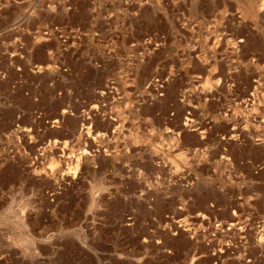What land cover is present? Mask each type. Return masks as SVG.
I'll list each match as a JSON object with an SVG mask.
<instances>
[{
	"label": "rangeland",
	"instance_id": "obj_1",
	"mask_svg": "<svg viewBox=\"0 0 264 264\" xmlns=\"http://www.w3.org/2000/svg\"><path fill=\"white\" fill-rule=\"evenodd\" d=\"M0 264H264V0H0Z\"/></svg>",
	"mask_w": 264,
	"mask_h": 264
},
{
	"label": "bare ground",
	"instance_id": "obj_2",
	"mask_svg": "<svg viewBox=\"0 0 264 264\" xmlns=\"http://www.w3.org/2000/svg\"><path fill=\"white\" fill-rule=\"evenodd\" d=\"M86 131V130H85ZM83 132V131H82ZM86 133V132H85ZM88 133V132H87ZM83 134V133H82ZM79 162V160H77Z\"/></svg>",
	"mask_w": 264,
	"mask_h": 264
}]
</instances>
